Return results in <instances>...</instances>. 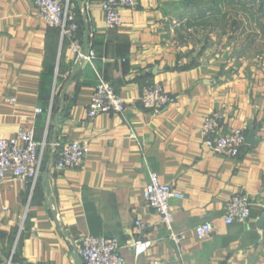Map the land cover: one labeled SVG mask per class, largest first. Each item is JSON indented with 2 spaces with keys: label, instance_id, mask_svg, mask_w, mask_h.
<instances>
[{
  "label": "crops",
  "instance_id": "0c3cea01",
  "mask_svg": "<svg viewBox=\"0 0 264 264\" xmlns=\"http://www.w3.org/2000/svg\"><path fill=\"white\" fill-rule=\"evenodd\" d=\"M182 1L138 0L137 8L121 9L123 26L108 29L103 0H71L79 39L95 54L89 62L76 59L71 41L62 42L30 0H0V139L34 128L36 140L47 142L35 187L10 173L0 180V264H83L78 241L85 236L117 239L125 264H264V0L262 35L216 28L204 35L208 58L189 67L171 20L174 11L186 22L197 11L174 5ZM46 62L55 70L44 109ZM103 80L127 110L90 119ZM154 84L174 97L159 111L140 101L143 87ZM211 113L223 116L222 134L258 129V143L245 144L236 159L216 155L201 131ZM76 140L90 144L89 156L80 168L58 169L62 145ZM152 172L185 196L171 202L180 242L144 200ZM237 195L250 197L252 216L226 225ZM208 222L214 231L200 239L196 228ZM136 241L151 242L140 257Z\"/></svg>",
  "mask_w": 264,
  "mask_h": 264
},
{
  "label": "built area",
  "instance_id": "2783aa9c",
  "mask_svg": "<svg viewBox=\"0 0 264 264\" xmlns=\"http://www.w3.org/2000/svg\"><path fill=\"white\" fill-rule=\"evenodd\" d=\"M38 9L41 18L52 28H57L61 33V41H71V50L76 59L92 61L95 54L86 52L78 38L80 29L76 14L71 6V0H30ZM138 0H103L102 11L108 29L120 28L124 21L121 14L122 8L135 9ZM140 101L146 109L159 111L174 102V97L160 84L143 87ZM14 102V101H12ZM127 110L126 100L120 96L113 86L103 80L97 86L88 109V118L110 113L123 114ZM42 108L36 109V114H43ZM51 107L49 109V115ZM223 116L220 113H211L206 116L202 126V137L210 151L227 159L239 157L245 146L246 134L243 130H233L222 134L221 123ZM47 142L36 140L34 128L19 131L12 138L0 139V180L7 174H12L24 184L35 187L40 179L44 166V151ZM91 151L90 144L83 141H71L61 147L60 158L56 167L60 170L77 169L82 167ZM260 192L264 195V179ZM143 197L147 204L158 213L163 224L172 234V238L180 242L181 237L173 233L174 213L171 202L181 201L184 194L173 188L170 184L163 183L157 173H150L148 184L143 190ZM252 202L248 195H237L230 199L226 207L224 222L233 225L246 222L252 216ZM264 207V206H263ZM137 226L144 228L142 222ZM214 231L213 224L208 222L196 228V235L204 239ZM78 254L83 264H125L120 254L121 246L115 238L85 236L79 239ZM150 241H136L133 245L136 256L140 257L148 251ZM149 264H163L151 262Z\"/></svg>",
  "mask_w": 264,
  "mask_h": 264
},
{
  "label": "rangeland",
  "instance_id": "374dc122",
  "mask_svg": "<svg viewBox=\"0 0 264 264\" xmlns=\"http://www.w3.org/2000/svg\"><path fill=\"white\" fill-rule=\"evenodd\" d=\"M253 1L256 3L255 7H247L249 8L248 10L243 7H238L235 4L225 6L224 11L228 15L229 20L225 23L219 19L218 26L213 28V30L210 26L206 27L209 24L204 26L208 22L206 19L199 22L196 21L197 23L195 25L193 23L187 25L188 23L179 17L178 11H174L175 13L171 20L174 30L172 35H176L175 40L177 46L182 49L180 50L179 57L187 58L186 66H192L199 63L202 59L208 58V55H206L208 42H205L204 35H211L212 32L217 31L216 28L220 31V34L246 35V38L248 36L251 37V35H262V11L259 8L260 0ZM185 15H187V21L188 19H193L188 12ZM182 20L185 22H182ZM213 22L217 23L215 19ZM199 35H202V40H200Z\"/></svg>",
  "mask_w": 264,
  "mask_h": 264
},
{
  "label": "trees",
  "instance_id": "16d2710c",
  "mask_svg": "<svg viewBox=\"0 0 264 264\" xmlns=\"http://www.w3.org/2000/svg\"><path fill=\"white\" fill-rule=\"evenodd\" d=\"M261 3H262V0H261ZM177 4H180V5H176V4L174 5L175 6H186V7L194 6L195 7L194 10L196 9L197 11V14L195 15L191 14L193 19L192 20L188 19L187 25H191V23L195 25L197 22L203 19H206L208 22H206L204 26H206V24H209L206 27L210 26L211 29L218 26L219 19L225 23H227V21L229 20L228 15L224 11L225 6L235 4L236 6L243 7L246 10L249 9L247 8L249 3L243 0H240V1H236V0H183L181 3H177ZM260 11H262V4L260 6ZM74 12L76 14V21L80 27V24L78 22L77 13L76 11ZM214 19L217 21V23L213 22ZM234 24L237 25L236 23ZM79 35H80V29L78 31V38H80ZM54 70H55V63H52V62L45 63V68H44V72L42 74V80H41V94H40L41 106L44 109L48 108L50 97L52 95Z\"/></svg>",
  "mask_w": 264,
  "mask_h": 264
},
{
  "label": "water",
  "instance_id": "95a60500",
  "mask_svg": "<svg viewBox=\"0 0 264 264\" xmlns=\"http://www.w3.org/2000/svg\"><path fill=\"white\" fill-rule=\"evenodd\" d=\"M208 63H206L207 65ZM258 132V129H254L252 131H250V133L248 134V136L246 137L245 143L246 144H253L256 145L258 143V139L256 138V133Z\"/></svg>",
  "mask_w": 264,
  "mask_h": 264
}]
</instances>
